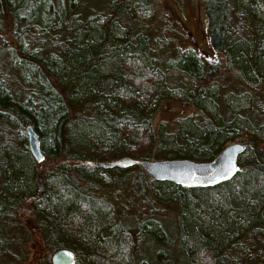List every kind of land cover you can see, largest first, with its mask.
<instances>
[{"label":"trees","instance_id":"16d2710c","mask_svg":"<svg viewBox=\"0 0 264 264\" xmlns=\"http://www.w3.org/2000/svg\"><path fill=\"white\" fill-rule=\"evenodd\" d=\"M201 1L202 53L155 21L154 0H0V258L24 242L13 213L27 203L45 247L74 264H264V0ZM163 99L195 112L155 123ZM231 141L245 145L236 172L207 186L96 164L207 160ZM155 203L173 205L176 231ZM130 223L154 240L148 254Z\"/></svg>","mask_w":264,"mask_h":264},{"label":"rangeland","instance_id":"374dc122","mask_svg":"<svg viewBox=\"0 0 264 264\" xmlns=\"http://www.w3.org/2000/svg\"><path fill=\"white\" fill-rule=\"evenodd\" d=\"M154 7L155 15L157 16L155 21L157 20V23L163 24L162 20L165 18V21L169 19L178 26L181 34L177 36L176 42L180 47H193L201 53L211 51L207 35L206 16L201 0H154ZM261 90H264V86H261ZM192 112H195V109L189 105L173 99H163L155 114L154 122L164 120L172 127L179 116ZM133 204L135 207L138 206L137 198L133 199ZM142 205L138 211L146 213L148 210L147 204L142 203ZM128 206H130V202ZM152 209L163 215L162 219L169 222L174 230L176 229L174 224L175 209L173 205L155 203ZM15 216L21 224L20 230L23 229V232L25 231L23 233L25 235L24 242L21 244L25 259L15 263L17 260L13 261L10 258H6L4 264H46L45 259L50 256L51 252L49 249H45V245L41 240L37 225L33 219V214L30 212L27 203L20 205L18 211H15ZM128 227L132 234H134V238H136V254H148L152 246H154V240L145 233L139 235L137 226L134 223H130ZM8 228L10 231L16 230L15 226H9ZM172 262L177 264L179 257H173Z\"/></svg>","mask_w":264,"mask_h":264},{"label":"water","instance_id":"95a60500","mask_svg":"<svg viewBox=\"0 0 264 264\" xmlns=\"http://www.w3.org/2000/svg\"><path fill=\"white\" fill-rule=\"evenodd\" d=\"M27 144L35 161L42 159L37 133L30 123L25 124ZM244 142L231 141L226 143L212 158L194 160L190 158H157L134 160L130 156H121L110 160H100L97 165L103 167L129 166L137 161L142 169L155 179H166L188 186H207L227 180L237 170V157L244 149ZM40 179V176H39ZM38 188L42 189L41 182ZM52 264H74L73 250L61 247L50 254Z\"/></svg>","mask_w":264,"mask_h":264},{"label":"flooded vegetation","instance_id":"af4514ba","mask_svg":"<svg viewBox=\"0 0 264 264\" xmlns=\"http://www.w3.org/2000/svg\"><path fill=\"white\" fill-rule=\"evenodd\" d=\"M13 215H14V218L17 220V218L15 216V211H14ZM33 219H34V221H35V223L37 225L36 227L39 229V226H38L37 221H36V219H35L34 216H33ZM17 222H18V220H17ZM13 240L14 241L10 245L12 249L10 250V252L6 251L3 254L4 256L0 258V264H4L5 263V259L8 258V257H10V256H8L9 254L11 255V258H13L12 256L18 257V254H23V249L21 248V244L23 243V236L22 235H19V234H15ZM45 249H46V247H45ZM49 258H50V256H49ZM13 261H16V260H13ZM18 261H21V259H17V261L15 263H18ZM50 263H51V261H50Z\"/></svg>","mask_w":264,"mask_h":264}]
</instances>
